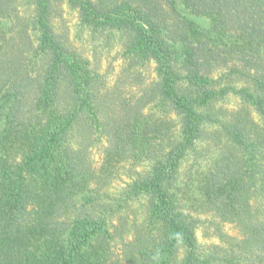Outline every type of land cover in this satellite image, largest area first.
Masks as SVG:
<instances>
[{"label":"trees","instance_id":"16d2710c","mask_svg":"<svg viewBox=\"0 0 264 264\" xmlns=\"http://www.w3.org/2000/svg\"><path fill=\"white\" fill-rule=\"evenodd\" d=\"M0 264H264V0H0Z\"/></svg>","mask_w":264,"mask_h":264},{"label":"rangeland","instance_id":"374dc122","mask_svg":"<svg viewBox=\"0 0 264 264\" xmlns=\"http://www.w3.org/2000/svg\"><path fill=\"white\" fill-rule=\"evenodd\" d=\"M105 63H106L105 60H103V62L101 64L103 65ZM117 66H118V62H115L114 63V71H113V73H116L118 71L119 68ZM152 78H153V73H152V66H151V67L148 68V70L146 72V79L145 80L147 82H149V81L152 80ZM94 153H95V158L94 159H98V152H94ZM227 231L231 235L236 233L235 230L232 227H230V226L227 227ZM197 236H198V239H199L200 243H205V239L202 238V235H201L200 232H198Z\"/></svg>","mask_w":264,"mask_h":264}]
</instances>
